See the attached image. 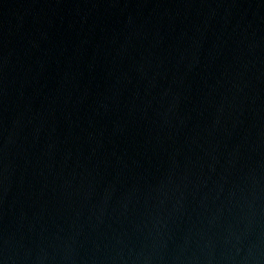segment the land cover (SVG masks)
<instances>
[{
    "label": "water",
    "instance_id": "95a60500",
    "mask_svg": "<svg viewBox=\"0 0 264 264\" xmlns=\"http://www.w3.org/2000/svg\"><path fill=\"white\" fill-rule=\"evenodd\" d=\"M0 264H264V0H0Z\"/></svg>",
    "mask_w": 264,
    "mask_h": 264
}]
</instances>
